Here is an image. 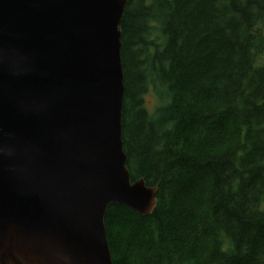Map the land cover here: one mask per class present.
<instances>
[{"label": "trees", "instance_id": "1", "mask_svg": "<svg viewBox=\"0 0 264 264\" xmlns=\"http://www.w3.org/2000/svg\"><path fill=\"white\" fill-rule=\"evenodd\" d=\"M126 2L121 139L157 191L108 206L112 264H264V0Z\"/></svg>", "mask_w": 264, "mask_h": 264}, {"label": "water", "instance_id": "2", "mask_svg": "<svg viewBox=\"0 0 264 264\" xmlns=\"http://www.w3.org/2000/svg\"><path fill=\"white\" fill-rule=\"evenodd\" d=\"M126 3L0 0V264H112L108 206H156L121 139Z\"/></svg>", "mask_w": 264, "mask_h": 264}, {"label": "rangeland", "instance_id": "3", "mask_svg": "<svg viewBox=\"0 0 264 264\" xmlns=\"http://www.w3.org/2000/svg\"><path fill=\"white\" fill-rule=\"evenodd\" d=\"M144 103L146 104L148 110L152 108L154 104V98L152 97V94L148 93L144 96Z\"/></svg>", "mask_w": 264, "mask_h": 264}]
</instances>
